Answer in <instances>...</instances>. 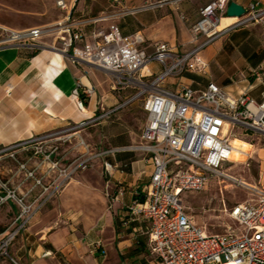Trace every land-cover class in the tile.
Masks as SVG:
<instances>
[{"label": "crops", "instance_id": "crops-1", "mask_svg": "<svg viewBox=\"0 0 264 264\" xmlns=\"http://www.w3.org/2000/svg\"><path fill=\"white\" fill-rule=\"evenodd\" d=\"M66 1L71 11L55 22L61 27L54 40L41 38L39 48L0 47V149L91 120L69 136L78 142L84 140L85 145L80 148L83 153L95 154V112L98 105L105 109L117 98L113 93L99 97L95 92V79H103L102 74H96L95 67L72 63L63 53V42L69 38L68 29L83 23L81 27L89 32L77 43L83 48L92 46L94 32L119 29L123 34L140 32L144 39L141 48L148 53L155 51L161 42L185 52L193 47L191 27L200 18V8L213 0ZM231 1L247 7L257 0ZM258 1L264 8V0ZM59 39L61 46L57 43ZM202 55L208 63L206 73L185 72L168 78L165 85L170 89L187 85L204 90L210 82H215L234 97L246 92L250 96L256 94L260 101L252 97L257 102L264 100V16L247 26L224 32ZM149 68L156 73L162 69L157 63H151ZM258 72L263 74V79L256 78ZM80 82L94 88L92 93L85 94L84 109L72 98ZM122 107L119 104L109 110V119ZM100 123L106 127L105 133L99 136L100 143L107 145H104L106 149L100 146L96 152L114 151L97 159L96 169L75 177L59 195L51 194L50 185L45 193L46 205L12 244L11 255L19 264H126L127 260L152 253L149 222L135 218L131 207L146 199L145 188L153 164L144 153L131 149L140 137L133 128L123 129L120 122L112 127L114 120ZM39 159L40 156H35L32 167ZM105 160L116 166L111 174L105 170ZM48 166V163L42 166L40 176ZM107 182L114 191L117 185L125 190L112 205L105 192ZM18 183L14 181L15 185ZM33 184L23 185L21 189L27 191ZM40 191L38 187L33 196ZM17 212V206L10 202L3 206L1 217L4 220L12 213L14 218ZM102 248L107 251L106 255L102 254ZM0 264L15 263L2 257ZM141 264H151V261L142 258Z\"/></svg>", "mask_w": 264, "mask_h": 264}, {"label": "built area", "instance_id": "built-area-1", "mask_svg": "<svg viewBox=\"0 0 264 264\" xmlns=\"http://www.w3.org/2000/svg\"><path fill=\"white\" fill-rule=\"evenodd\" d=\"M230 2L213 0L200 8V18L191 27L193 47L185 52L176 50L168 42H161L155 51L148 53L141 48L144 39L140 32L123 34L119 29L94 32L92 46L83 48L77 45L86 37L82 22L67 30L69 38L63 42L62 51L72 63L98 67L110 73L115 90L137 89L132 99L146 95L147 120L141 141L131 149L148 156L154 169L145 188L146 199L132 206L131 211L135 218L149 222L151 252L161 264H264V188H255L256 197L232 207L230 216L238 227L226 233H208L192 219L180 201L182 192L207 188L216 174L239 181L222 171L225 162H232V138L245 132L264 131V100L257 102L246 92L234 97L215 82H210L204 90L187 85L170 89L165 85L168 78L185 72L206 73L208 63L202 52L207 46L224 32L247 26L264 16L260 1H253L245 7L246 14L239 17L238 22L225 30H217ZM57 6L64 12L71 11L66 0H57ZM5 30L9 32L8 38L0 47L39 48L40 40L47 32L44 27ZM151 63L159 64L162 69L157 73L151 71ZM256 78L263 79V74L258 72ZM93 91V87L82 82L77 85L72 98L80 109H84L85 104L82 95ZM90 122L84 120L70 129L83 128ZM49 137V133L37 135L0 149V155L6 152L17 160L19 170H27L16 185L0 177V210L10 202L18 208L12 223L0 232V258L7 257L15 264L19 263L10 254V247L46 205L48 197L45 193L50 186H45L43 179L50 175L51 169L58 170L59 167L60 161L52 159L58 148L48 150L42 146ZM38 141L40 146L33 147V154L25 162L16 158L17 151L29 150L32 143ZM80 142L85 145L84 140ZM112 151L84 152L78 162L59 169L62 178L56 187L63 186L79 169L94 166L97 159ZM35 156L40 159L30 168L28 163ZM45 163L49 164L48 170L37 177L36 171ZM104 167L109 174L116 168L108 160L104 161ZM30 177L34 184L27 191L22 190ZM38 187L42 191L34 197ZM124 191L120 185L114 191L112 184L107 182L106 194L111 205L124 195ZM106 253L102 248V254Z\"/></svg>", "mask_w": 264, "mask_h": 264}, {"label": "rangeland", "instance_id": "rangeland-1", "mask_svg": "<svg viewBox=\"0 0 264 264\" xmlns=\"http://www.w3.org/2000/svg\"><path fill=\"white\" fill-rule=\"evenodd\" d=\"M65 14L66 13L57 6V0H0V44L8 38L9 32L5 30L6 28L22 30L37 25H44V28L47 30L42 39L52 41L60 34L58 28L61 27V25L55 22L62 19ZM73 15L74 13H72V19ZM76 17L79 16L76 15ZM83 31L89 33L86 28H83ZM60 40L61 39L57 41L58 46H61V44H59ZM98 72L102 74L103 79L98 80L95 77L96 94L100 97L104 96L105 93H110V95L113 93L117 100L113 98V100H111L113 105L109 107L105 106V109L98 105V109L95 112V152L100 146L106 149L104 145L107 144L100 143L99 139L100 134L105 133L106 130L104 124L100 122L105 120H114L115 123H112V127H116V123L120 122L123 129H125V127L130 129L133 128L140 136L138 141L133 145L138 144L141 141L142 129L147 119L144 108L146 95L132 99L138 92L137 89L118 88L115 90L112 88V75L95 67V73L98 74ZM252 96L260 101L256 94H252ZM119 104L123 105V107L116 112V116L120 118L114 116L113 113L111 119H109L107 112ZM71 127L72 125L67 129L49 133L50 137L42 144V146L48 150H52L55 147L58 148L52 156L53 160L60 161L58 170L51 169L50 175L43 179V184L45 186L49 187L52 185V195H59V192H62L75 177H80V175L97 168L98 162L87 169H79L71 179L63 184V186L56 187L62 178L59 177V169L68 168L72 163L78 162L82 158L83 151L80 148L84 145L81 144V139L78 142L75 137L69 136V134L75 131L74 129H70ZM238 137L240 138H237L236 146L240 151L233 156L235 162H225L222 171L227 172L239 181L241 179L247 183H251L253 187L246 186L239 181L216 174L211 178L207 188L200 191L186 190L181 194L180 201L187 208L188 214L198 225L205 227L208 233H226L230 229H236L238 223L230 216L232 207L238 202L256 197L255 188H264V131L251 132L249 134L245 132ZM36 144L40 146L41 143L34 142L29 147V150L17 151L16 158L21 162H25L28 157L33 154V147L36 146ZM86 154H89V152ZM8 155L9 154L6 152L0 155V177L5 181L10 180L11 184H14L15 180L17 182L25 177L27 170H19L17 160ZM28 166L31 168L33 162L28 163ZM40 173L41 171L39 169L36 176L39 177ZM105 179H107V177ZM33 182L34 179L30 177L25 185L27 186ZM1 212L2 209L0 211V232L4 231L13 220L12 213L3 220ZM11 251L12 245L9 250L10 254ZM142 258H147V260L151 261V264H160L156 255L149 252L143 255V257L127 260L126 264H141Z\"/></svg>", "mask_w": 264, "mask_h": 264}, {"label": "bare ground", "instance_id": "bare-ground-1", "mask_svg": "<svg viewBox=\"0 0 264 264\" xmlns=\"http://www.w3.org/2000/svg\"><path fill=\"white\" fill-rule=\"evenodd\" d=\"M238 20H239V17H236V16H233V17H226V16H223L222 18H221V20H220V22H219V24L217 25V30H225L226 28H228V27H230V26H232L233 24H235L236 22H238ZM263 130H264V128H263ZM237 138H239V137H234V138H232V144H233V151H232V153L230 154V159H231V161L232 162H235L234 160H233V156L238 152V151H240L238 148H237V146H236V140H237ZM251 155V154H250ZM249 155V156H250ZM249 158V157H248ZM233 177V176H232ZM234 178V177H233ZM240 183H242V184H244V185H246V186H252L253 187V185H251L250 183H247V182H245V181H243V180H241L240 179V181H239Z\"/></svg>", "mask_w": 264, "mask_h": 264}, {"label": "water", "instance_id": "water-1", "mask_svg": "<svg viewBox=\"0 0 264 264\" xmlns=\"http://www.w3.org/2000/svg\"><path fill=\"white\" fill-rule=\"evenodd\" d=\"M246 14V9L243 5L237 3L236 1H231L227 8V16L229 17H241Z\"/></svg>", "mask_w": 264, "mask_h": 264}, {"label": "trees", "instance_id": "trees-1", "mask_svg": "<svg viewBox=\"0 0 264 264\" xmlns=\"http://www.w3.org/2000/svg\"><path fill=\"white\" fill-rule=\"evenodd\" d=\"M82 99H83V101H84V103H87V98H86V96L83 94L82 95ZM240 138V137H239ZM242 139V138H241ZM244 140V139H243Z\"/></svg>", "mask_w": 264, "mask_h": 264}]
</instances>
